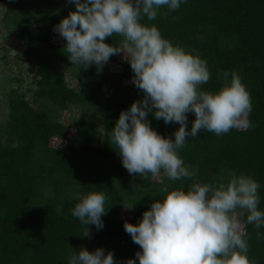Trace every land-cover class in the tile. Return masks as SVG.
Listing matches in <instances>:
<instances>
[{
  "label": "trees",
  "instance_id": "trees-1",
  "mask_svg": "<svg viewBox=\"0 0 264 264\" xmlns=\"http://www.w3.org/2000/svg\"><path fill=\"white\" fill-rule=\"evenodd\" d=\"M9 10L19 9L20 0H3ZM32 6H45L58 24L75 6L69 0H24ZM65 3V4H64ZM63 4V7H61ZM14 26L24 45L23 58L35 66L34 102L21 93L9 94L10 120L7 140L0 145V264H68V257L81 248L112 250L115 261L123 264L135 259L139 245L124 231L125 221L136 224L152 202L181 184L193 182L227 184L233 172L251 176L260 185L258 210L264 211V0H185L177 10L162 7L155 20L140 22L155 25L162 37L207 61L210 79L203 90L217 91L224 83L223 72H236L250 93L252 111L247 116L253 127L230 129L219 136L200 131L189 137L179 156L194 176L177 181L159 174H129L111 142V130L122 110L142 93L122 92L124 79L133 73L128 63L119 75L103 66L82 68L72 65L62 44L49 41V30L31 31L29 22L20 19ZM122 37L113 34L105 42L120 47ZM47 50V51H46ZM116 55V54H115ZM110 56V61L115 60ZM73 70L71 87L66 71ZM230 79V77H229ZM44 100L65 108L85 109V114L70 127L50 117ZM188 128L194 115L188 113ZM150 126L162 136L174 139L178 124H164L149 113ZM72 132V133H71ZM64 147H52V140ZM103 191L105 214L99 231L71 215L77 200L74 192ZM129 219H125V207ZM62 210L57 214L56 209ZM236 215V212H235ZM241 216L242 233L247 238L248 258L264 264V227L257 229ZM237 217V216H236ZM138 264V262H137Z\"/></svg>",
  "mask_w": 264,
  "mask_h": 264
},
{
  "label": "clouds",
  "instance_id": "clouds-1",
  "mask_svg": "<svg viewBox=\"0 0 264 264\" xmlns=\"http://www.w3.org/2000/svg\"><path fill=\"white\" fill-rule=\"evenodd\" d=\"M75 6L54 30L72 65L102 71L110 56L122 54L133 73L132 84L142 93L119 113L111 130V142L129 174L153 177L163 173L177 181L194 176L178 150L200 131L219 136L230 129L253 127L250 93L236 72H223V86L203 90L210 79L207 61L162 37L158 28L140 22L155 20L162 7L177 10L185 0H69ZM121 36L120 47L105 42ZM230 77V79H229ZM149 113L164 124H178L174 139L150 126ZM188 113L194 115L188 128ZM260 185L251 176L233 172L224 182H193L169 190L152 202L136 224L125 221L124 231L140 251L123 264H258L248 258L247 238L235 212L247 210L246 222L264 227V211L258 210ZM77 200L71 215L99 231L103 228V191L74 192ZM130 209V208H129ZM61 208L56 209L57 214ZM257 238L261 237L259 231ZM68 264H118L112 250L81 248L68 257Z\"/></svg>",
  "mask_w": 264,
  "mask_h": 264
},
{
  "label": "rangeland",
  "instance_id": "rangeland-1",
  "mask_svg": "<svg viewBox=\"0 0 264 264\" xmlns=\"http://www.w3.org/2000/svg\"><path fill=\"white\" fill-rule=\"evenodd\" d=\"M27 1V0H26ZM21 5L19 9L9 10L6 3L0 0V145H4L7 140V124L10 120L9 110V94L12 91L23 94L29 102H33V106L38 105L34 102L36 89L33 86V77L35 75V66L26 62L23 58V43L16 37L14 26L19 24V20L29 22L31 31L35 30H49V41L54 45L63 43V38L54 30V26L57 25L52 19L51 12L47 11L45 6L36 7L28 3H24V0H20ZM65 4V3H64ZM63 7V4H61ZM47 51V50H46ZM127 61L123 58L122 54H116L115 60L105 64V67L111 74L119 75L122 72L123 65ZM66 69V81L71 87H75L76 81L73 77V70ZM72 72V73H71ZM138 90L131 82V79H124L122 84V92L125 94L133 93ZM40 106H44L47 114L51 117H55L64 125L70 127L74 122H77L85 114V109L67 106L60 108L57 105H52L49 102L41 100ZM243 129V128H241ZM72 133V132H71ZM64 142L54 139L51 146L64 147ZM247 212L245 209H237L236 216L243 231V224L241 222V216ZM129 208L125 207L124 217L129 219Z\"/></svg>",
  "mask_w": 264,
  "mask_h": 264
}]
</instances>
